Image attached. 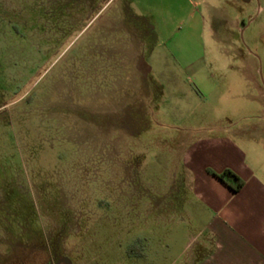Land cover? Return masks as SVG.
Masks as SVG:
<instances>
[{
    "label": "rangeland",
    "instance_id": "374dc122",
    "mask_svg": "<svg viewBox=\"0 0 264 264\" xmlns=\"http://www.w3.org/2000/svg\"><path fill=\"white\" fill-rule=\"evenodd\" d=\"M86 1L0 0V264H199L183 139L264 174V0Z\"/></svg>",
    "mask_w": 264,
    "mask_h": 264
},
{
    "label": "crops",
    "instance_id": "0c3cea01",
    "mask_svg": "<svg viewBox=\"0 0 264 264\" xmlns=\"http://www.w3.org/2000/svg\"><path fill=\"white\" fill-rule=\"evenodd\" d=\"M134 1L87 0L86 15L91 19L87 25L96 24L93 31L103 33L125 31L121 17L126 10L136 8ZM157 1L149 4L155 13L171 10L166 0ZM183 143L190 144L183 153V163L199 204L195 215L207 218L200 248L211 244L212 250L199 264H264V174L260 167H252L246 152L225 136L203 134L183 139ZM208 169L217 174L229 169L244 185L233 192Z\"/></svg>",
    "mask_w": 264,
    "mask_h": 264
},
{
    "label": "trees",
    "instance_id": "16d2710c",
    "mask_svg": "<svg viewBox=\"0 0 264 264\" xmlns=\"http://www.w3.org/2000/svg\"><path fill=\"white\" fill-rule=\"evenodd\" d=\"M208 172L219 178L233 192H238L244 185L243 179L229 169L223 171L220 174L215 173L211 169H208Z\"/></svg>",
    "mask_w": 264,
    "mask_h": 264
}]
</instances>
